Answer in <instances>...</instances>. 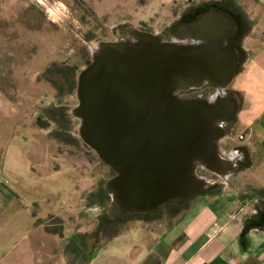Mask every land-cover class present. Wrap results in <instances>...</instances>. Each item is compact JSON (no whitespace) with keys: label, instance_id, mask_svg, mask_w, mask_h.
<instances>
[{"label":"crops","instance_id":"crops-1","mask_svg":"<svg viewBox=\"0 0 264 264\" xmlns=\"http://www.w3.org/2000/svg\"><path fill=\"white\" fill-rule=\"evenodd\" d=\"M151 3L171 21L167 26L181 9L216 4L233 12L238 28L244 19L252 26L230 85L239 101L233 135L222 141L236 170L210 180L211 189L178 213L126 217L122 232L101 244L80 222L86 182L71 179L67 165H46L42 151L10 146L0 167V264H264V213L254 210L258 200L264 203V0Z\"/></svg>","mask_w":264,"mask_h":264},{"label":"water","instance_id":"water-1","mask_svg":"<svg viewBox=\"0 0 264 264\" xmlns=\"http://www.w3.org/2000/svg\"><path fill=\"white\" fill-rule=\"evenodd\" d=\"M237 21L219 8L180 23L172 41L133 30L93 50L78 77L79 136L115 174L105 190L110 219L155 215L203 193L199 169L226 178L236 167L219 144L238 114L227 89L240 69L230 45ZM213 87L210 100L181 94Z\"/></svg>","mask_w":264,"mask_h":264},{"label":"rangeland","instance_id":"rangeland-1","mask_svg":"<svg viewBox=\"0 0 264 264\" xmlns=\"http://www.w3.org/2000/svg\"><path fill=\"white\" fill-rule=\"evenodd\" d=\"M46 1L66 7V18L54 21L44 6L45 0H0V167L5 150L11 146L21 151H42L43 162L53 164L54 170H63L64 165L68 171L73 169L71 179L86 182L85 217L80 221L84 232L89 239L105 244L122 232L126 218L111 222V197L105 185L114 172L79 136L81 122L72 114L79 105L78 77L91 63L98 44L118 41L133 30L149 32L169 42L174 39L175 28L198 12L181 9L174 23L167 26L171 21L154 9L151 0ZM215 93L205 87L183 96L205 99ZM232 135L230 124L229 136ZM219 146L221 152H228L226 144L221 142ZM90 191H94L93 197ZM254 206L255 211L264 213L260 200ZM178 210L166 206L155 216L164 218Z\"/></svg>","mask_w":264,"mask_h":264},{"label":"trees","instance_id":"trees-1","mask_svg":"<svg viewBox=\"0 0 264 264\" xmlns=\"http://www.w3.org/2000/svg\"><path fill=\"white\" fill-rule=\"evenodd\" d=\"M213 7L219 8V9L225 11L226 13H228L229 15H231L232 17H234L233 12L230 11V10H227L226 8H224V6H222V4H216V5H213V6H210V7H206V8H203V9L196 10L198 12L197 15H200L203 12H205L208 9L213 8ZM195 17L194 18H190L189 20H186V22L195 19ZM251 28H252V26L250 25V23L244 19L243 26L238 28L237 34L231 40L230 45L233 46V47H235L240 52L241 42H242L243 38L250 32ZM241 64H242V60H241ZM187 204L188 203L183 204V205H180V206H168V205H166V206H168V207H170L172 209L178 210V209H182V208L186 207ZM166 206L161 207L160 210L162 208L166 207ZM132 216H140V217L141 216H150L151 217V216H155V215H149V214H131V215H126V216H124L123 218H120V219L111 220V222L113 223V222L120 221V220L122 221V219H124L126 217H132Z\"/></svg>","mask_w":264,"mask_h":264},{"label":"flooded vegetation","instance_id":"flooded-vegetation-1","mask_svg":"<svg viewBox=\"0 0 264 264\" xmlns=\"http://www.w3.org/2000/svg\"><path fill=\"white\" fill-rule=\"evenodd\" d=\"M198 15L196 14V17H197ZM195 17V16H194ZM193 17V18H194ZM195 17V18H196ZM183 23V22H182ZM240 65H241V59H240ZM206 88H209L210 90H213V91H216V93L215 94H217V90L215 89V88H213V87H206ZM227 92L228 93H233V91L230 89V87L227 89ZM184 93L183 94H181L180 95V97L181 98H183V99H186V98H184ZM212 98V97H211ZM211 98H198V99H203V100H210ZM232 124V123H231ZM229 128H230V124L227 126V132H228V134H229ZM220 145V144H219ZM219 150H220V146H219ZM220 153H221V155L223 156V158H226L224 155H223V153L221 152V150H220ZM227 159V158H226ZM199 172H204L206 175L203 177V178H207V179H209V180H211V179H213V180H216L217 179V176L216 175H214L213 173H210V172H208V171H206V170H204V169H199ZM206 179V180H207ZM211 189V187L209 186L206 190H204L203 191V193H205L206 191H208V190H210ZM202 193V194H203ZM260 223H261V226H264V217L260 220Z\"/></svg>","mask_w":264,"mask_h":264},{"label":"built area","instance_id":"built-area-1","mask_svg":"<svg viewBox=\"0 0 264 264\" xmlns=\"http://www.w3.org/2000/svg\"><path fill=\"white\" fill-rule=\"evenodd\" d=\"M44 6L47 8L54 21H62L68 15L67 9L63 5H50V3L45 0Z\"/></svg>","mask_w":264,"mask_h":264}]
</instances>
